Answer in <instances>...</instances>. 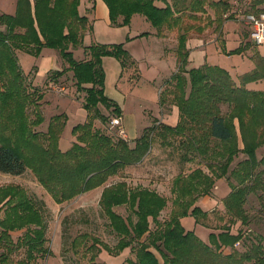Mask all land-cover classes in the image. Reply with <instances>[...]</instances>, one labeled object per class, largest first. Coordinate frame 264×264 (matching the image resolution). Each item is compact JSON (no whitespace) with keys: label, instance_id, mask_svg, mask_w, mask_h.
Listing matches in <instances>:
<instances>
[{"label":"trees","instance_id":"obj_1","mask_svg":"<svg viewBox=\"0 0 264 264\" xmlns=\"http://www.w3.org/2000/svg\"><path fill=\"white\" fill-rule=\"evenodd\" d=\"M102 1L111 27H126L133 15H139L156 30L157 37L163 35V30L177 33L178 70L166 81L165 95H159L160 106L178 108L177 124L146 128L133 146L122 138L101 133L94 122L104 124L111 118L104 116L99 106L110 110L113 117L121 116L119 107L104 94L102 59L115 58L123 69L128 61L134 63L131 57L122 44H90L83 46V60L73 58V50L91 32L88 19L79 15L80 0H16L14 14H0V173L20 176L29 170L57 205L103 187L99 207L117 238L116 244L109 247L87 233L71 242L74 252L84 248L92 253L91 261L101 250L116 256L129 249L134 258L127 260L128 264H264V245L251 242L246 250L238 251L235 245L242 241V233L238 230L232 234L229 227L236 222L248 224L245 206L250 196L259 198L264 215V155L259 160L256 157L257 149L264 146V89L246 88L252 83L264 85V58L254 55L253 69L239 76L237 82L217 66L186 70V42L194 23L208 10L220 22L230 10L228 3L173 0L159 8L154 0ZM258 6L263 8L256 9ZM250 12H264V0L253 1ZM246 47L239 46L234 53L241 54ZM43 49L57 51L67 64V70L54 71L53 78L70 71L77 91L85 93L82 108L86 120L72 128L74 141L64 152L58 141L65 115L51 117L47 131L40 133L34 129L43 123L42 116L36 113L31 119L27 113L28 107L38 108L42 96L28 91L18 53L37 59ZM154 135L163 141L168 135L184 138L186 152L205 160L208 167V174L195 169L173 179L171 210L163 222L158 218L167 206L164 197L139 186L131 187L125 181L107 184L127 167L144 160ZM239 154L244 159L230 168ZM184 160L189 161L188 156ZM222 178L230 192L221 201L218 221L227 220L208 235L205 243L194 231H185L181 219L190 215L195 224H200L199 219L206 218L207 212L195 203L200 197L211 196L215 181ZM118 207H126L129 215L124 218L116 213ZM2 212L0 264H37L38 259L50 255L45 247L47 224L42 207L20 188L9 185L0 187ZM15 232L22 234L14 241L11 234ZM225 249L231 252L224 254ZM21 250L24 258L12 260Z\"/></svg>","mask_w":264,"mask_h":264},{"label":"rangeland","instance_id":"obj_2","mask_svg":"<svg viewBox=\"0 0 264 264\" xmlns=\"http://www.w3.org/2000/svg\"><path fill=\"white\" fill-rule=\"evenodd\" d=\"M236 1L242 8L247 10L251 9L255 0ZM15 3L16 0H0V14H14ZM230 12L231 6L230 10L220 19V22L218 21V17L214 16L209 10L207 15L200 17V20H196L194 27L191 28L188 34V40L201 41V43H198L201 45L192 50L190 58L188 56L189 61L186 63V70L203 65L217 66L225 70L237 82L239 76L253 69L251 58L254 55L264 58V45L256 46L250 40L247 27L241 20L235 19ZM101 23L103 22L97 21L94 23L95 33L91 37L93 41L103 44H122L123 49L133 56H131V60L133 58L137 59V57L146 52V56H148L147 62L151 63L149 69H141V72L138 71L136 63H131V61H128L126 67L122 69L120 62L112 57L107 58L109 61L106 60L102 65L105 75L103 84L105 96L113 101L120 111L124 112L126 120L130 121V118L133 119L135 127L131 132H126L122 125L125 134L124 140L131 145V139L137 136L142 128L150 126L153 119L160 116L159 95L161 93L165 95V91L167 90L166 87L161 89L165 83L163 79L166 77L168 79L171 78L178 70V60L176 57L177 33L167 30L161 32L162 34L167 33L168 37L171 38L170 41H165L163 47L176 57L175 64L172 58L160 56L162 47L160 48L159 43H157L159 42V37H156V41L150 36L138 37L140 34L150 32L151 30L154 37L156 32L155 29H151L150 24L142 17L134 16L132 18L129 31L105 27L104 25L99 26ZM131 37L135 39H130ZM84 45H90L89 38L84 40ZM245 45L248 47H246L243 53H234L239 46ZM83 51V45L73 50V58L75 60H83ZM42 59L51 61L52 66L45 73H41L40 71L41 76H39L38 69ZM18 60L25 83L29 86L28 91L30 93L36 92L35 94H41L42 96V99L38 102L37 109H34L32 106L27 108V113L31 119H34V114L36 115V113L40 114L43 118V123L34 130L45 133L50 118L64 114L66 122L58 141V147L61 151H66L74 141L71 134L72 128L78 124H83L86 120V113L82 108L85 93L77 91L70 71L65 72L61 77L53 78L54 71L67 70V64L55 50L43 49L37 59L24 53H18ZM120 68L122 72H120ZM156 77L158 78L150 81L151 78ZM168 86L169 89H172V85ZM246 88L252 91H261L264 89V85L262 82H258L248 84ZM35 94L33 95L34 99L37 96ZM168 100L170 102V99H167V102ZM98 108L104 116L113 118L110 110H106L102 106ZM222 111L225 112L226 107H223ZM120 118L122 122V116ZM94 126L101 133L109 135L113 139H123L121 135H118V131L115 128L110 127L109 121L103 124L97 120L94 122ZM183 139L168 135L163 141L159 136L154 135L152 146L144 160L137 166L127 167L121 174L111 178L107 184L125 181L131 187L139 186L155 191L167 200V206L161 212L158 221L163 222L167 220L173 198L171 195L173 179L179 174L188 175L195 169H200L208 174L205 160H202L193 153H187ZM263 155L264 146H261L256 151V157L259 160ZM185 156H188L189 161L184 160ZM242 159H244V155L239 154L234 159L230 168ZM9 185L20 188L29 198L42 207L44 211L43 214L47 224L45 247L50 251V255L38 259L37 264H128L127 260L134 258L129 249L123 250L116 256L110 255L105 250H101L100 254L91 261L92 253L85 252L84 248H80L74 252L71 248L73 239L83 233L93 235L109 247H113L116 244L117 238L111 234L107 225L108 222L101 214L99 207V199L103 187L84 193L69 202L57 205L49 194L36 182L29 170L20 176L0 173V187ZM229 192L230 189L225 178L215 181L212 194L208 197V200L200 197L195 203V206L202 212H207V217L200 218V224L195 225V219L192 216H185L181 219V225L184 230L194 231L199 238L208 243L207 234L217 232V229L225 224L227 220L225 218L224 222H220L218 218L220 217L219 209L222 210L221 201ZM260 206L259 198L250 196L245 206L248 214V224L240 225V222H236L229 225L232 234H236L238 230L242 233V241L235 245V249L238 251L243 252L246 250V247L251 242L259 241L264 245V215ZM114 211L124 218L129 215L126 207H118ZM3 217L2 212L0 213V218ZM227 225L228 223H226ZM21 234L22 232L12 233V239L15 241ZM87 243L91 244L92 242L87 241ZM230 252V249L223 250L224 254ZM156 255L159 258L157 253ZM24 256L25 253L21 250L12 256V260H20Z\"/></svg>","mask_w":264,"mask_h":264},{"label":"crops","instance_id":"obj_3","mask_svg":"<svg viewBox=\"0 0 264 264\" xmlns=\"http://www.w3.org/2000/svg\"><path fill=\"white\" fill-rule=\"evenodd\" d=\"M172 1L173 0H154V5L159 7V8H164L166 3L171 4ZM259 7L261 9L262 6H258L256 9H259ZM78 12H79L80 16H85L88 19V25L91 27V32L87 33L84 36V38H83V41H82V45L83 46H85L84 45V40L88 39V38L90 39V44H103V43H98L96 41H93L92 38H91V37H93V35L95 33V28H94L95 27V24H94L95 22H97V21L103 22V23L99 24V26H103L104 25L105 27H110V28H115V29L120 28V29H126V30L129 31V26L131 25L132 18L134 16H139V15H133L131 17L130 24L128 26H126V27H118V28L111 27L110 23H109L108 9H107L106 5L104 4V2L102 0H80V5L78 7ZM140 17H142V16H140ZM151 29H153V28L151 27ZM152 33H153L152 30L150 32H147V34H148L147 36H150V37L154 38L155 41H156V37H157L156 36V32H155V36L154 37H153ZM130 39H135V38L131 37ZM158 39H159V42H157V43H159V47L160 48L162 47V50H160V53H161L160 56L170 57V58H172L174 60V62L176 64V57H174V55H171V53H169L168 49H164V47H163L165 41H170L171 38L168 37L167 33H165V34L162 35L161 38L159 37ZM198 43H201V41H198V40H194V41L188 40L187 41L186 48L189 50V58L191 56L192 50H195V48L200 47L201 44H198ZM129 56L131 57L132 55H129ZM107 58H110V57H105V58L102 59V65L104 64V62L106 60L109 61ZM147 58H148V56H146V52H144L139 57H137V59L133 58L134 61L133 60L132 61L134 63H136L139 72H141L140 71L141 69L144 70V69H149L150 68L151 63L147 62ZM188 61H189V59H188ZM40 63L41 64H40L39 69H38L39 70V74H38L39 76H41L40 75V71H41V73H45L52 66V63L49 60L42 59ZM43 68H44V70H43ZM120 72H122L121 68H120ZM157 78L158 77L151 78L150 81H153V80H155ZM169 79H168V77H166V78L163 79V81H165V83H166V81L169 80ZM165 83L163 84L161 89L163 87H166ZM166 105L167 104H164L163 106L159 105V114H160L159 118L153 119L151 124H150V126L142 128L140 133H138L137 136H135V137H133L131 139L132 143H131L130 146L134 145V140L137 139L142 134L143 130L146 129V128H149V127H152V126H157V125H159V126L165 125V126L174 127L177 124V122H178V110H177V107L174 106V105H167V106ZM121 116L123 118L122 119V125L125 128L126 132H128V131L131 132L132 129L135 127L134 123H133V119L130 118L131 119L130 121L126 120V118H125L126 115H124L123 111H121ZM203 199L204 200H208V196L203 197ZM181 222H182V220H181ZM195 225H198V224H195ZM207 236H208V234H207Z\"/></svg>","mask_w":264,"mask_h":264},{"label":"built area","instance_id":"obj_4","mask_svg":"<svg viewBox=\"0 0 264 264\" xmlns=\"http://www.w3.org/2000/svg\"><path fill=\"white\" fill-rule=\"evenodd\" d=\"M228 3L231 6V14L235 19H239L249 30L250 40L256 45H264V12L251 13L250 9L245 10L236 0H215ZM110 127L118 131L124 139L122 122L120 117H113L109 120Z\"/></svg>","mask_w":264,"mask_h":264}]
</instances>
